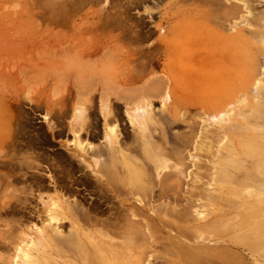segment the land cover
Returning a JSON list of instances; mask_svg holds the SVG:
<instances>
[{
	"label": "rangeland",
	"instance_id": "rangeland-1",
	"mask_svg": "<svg viewBox=\"0 0 264 264\" xmlns=\"http://www.w3.org/2000/svg\"><path fill=\"white\" fill-rule=\"evenodd\" d=\"M263 33L264 0H0V264L122 258L133 237L110 228L116 204L98 189L131 177L149 203L134 209L150 227L134 243L191 246L179 260L156 248L153 264H264ZM249 65L259 111L244 102L212 123L197 104L238 88Z\"/></svg>",
	"mask_w": 264,
	"mask_h": 264
},
{
	"label": "bare ground",
	"instance_id": "bare-ground-1",
	"mask_svg": "<svg viewBox=\"0 0 264 264\" xmlns=\"http://www.w3.org/2000/svg\"><path fill=\"white\" fill-rule=\"evenodd\" d=\"M45 1V0H44ZM57 3V2H56ZM50 4V3H49ZM261 17V16H260ZM105 18V17H104ZM219 18V17H218ZM108 19V18H107ZM118 19V18H117ZM260 19V18H259ZM263 19V18H262ZM112 18L109 20L108 19V21L106 22L107 24H110L111 22L112 23H114V22H116V20H112ZM262 22V21H261ZM220 23V22H219ZM224 25V24H223ZM222 25V26H223ZM225 28V27H224ZM226 30V29H225ZM242 31V30H241ZM241 33V32H240ZM239 33V34H240ZM243 34V33H242ZM242 34H240L239 36H242ZM263 35H264V33H263ZM132 37V36H131ZM147 37L146 35L145 36H141V37H138V39H140V40H143V39H145V38ZM229 37H230V35H228L227 36V38H226V42L227 41H230V39H229ZM232 37V36H231ZM258 37H260V36H258ZM237 38V37H236ZM240 38V37H239ZM243 38V37H242ZM245 38V37H244ZM224 39V38H223ZM238 39V38H237ZM260 39V38H259ZM130 40V39H129ZM128 40V41H129ZM232 40V39H231ZM245 40V39H244ZM259 41V40H258ZM141 42V41H140ZM235 42V41H234ZM241 42H245V41H241ZM244 44H246V42L244 43ZM243 45V44H242ZM241 45V46H242ZM244 46V45H243ZM162 48V47H161ZM260 49V48H259ZM253 52V51H252ZM253 59V58H252ZM96 61V60H95ZM113 61V60H112ZM88 62H89V60H88ZM87 62V63H88ZM254 63V62H253ZM252 63V64H253ZM135 64H136V62H135ZM140 64H141V62H140ZM74 65V64H73ZM72 65V66H73ZM92 65V64H91ZM95 65V64H94ZM85 66H87V64L85 65ZM110 66V65H109ZM142 66V65H141ZM82 67V66H81ZM140 67V66H139ZM78 68V67H77ZM85 67H83V69L82 70H85L84 69ZM88 68H89V66H88ZM94 68V67H93ZM66 69V68H65ZM79 69H80V67H79ZM78 69V70H79ZM86 69H87V67H86ZM91 68H89V70H90ZM139 69V68H138ZM137 69V70H138ZM142 69V68H141ZM141 69H140V71L138 70V71H136V73L137 72H141V73H143L144 74V71H143V69H142V71H141ZM81 70V71H82ZM106 70H107V68H106ZM145 70V69H144ZM255 68H254V66H251V65H249L248 66V69H247V71H248V73H247V75H246V78H243L242 79V81H241V83H240V86L238 87V88H235V90H233L231 87H229V86H226V88H224L223 89V91L222 92H219V94L218 95H212V96H208V97H202V100L197 104L198 105V107L200 106L201 107V109L203 110V112L210 118L209 120L210 121H212V123L214 122V123H216V122H220L219 120H223L224 119V117H230V115L231 116H233L232 114L233 113H231L232 111H234L235 109H237L236 107H238V109L240 108L239 106L240 105H242V103H246L247 105L245 106V107H250V112L253 114L254 112H255V110H257V108H259L258 107V105L259 104H256L255 102H251L252 100H251V98L254 96L253 94H251V91L254 89V88H252V86H253V83L255 82V81H258V80H256V77H255V74H256V72H255ZM58 71V70H57ZM73 71V70H72ZM91 71L93 72L94 70H92L91 69ZM90 71V72H91ZM60 72V71H59ZM66 72V71H65ZM82 72H85V73H87L86 71H82ZM95 72V71H94ZM78 73H80V74H82L81 72H78ZM84 73V74H85ZM83 74V75H84ZM142 74V75H143ZM59 75V74H58ZM82 75V76H83ZM257 75V74H256ZM56 76V75H55ZM92 76V75H91ZM81 77V76H80ZM80 77H79V79H80ZM137 77V76H136ZM64 78V77H63ZM91 78V77H90ZM93 78H95V77H93ZM83 80H84V78H82ZM133 79V78H132ZM87 80V79H86ZM89 80V79H88ZM137 80V79H136ZM74 81V80H73ZM90 81V80H89ZM108 81V80H107ZM131 81H133V80H131ZM135 81V80H134ZM149 81V80H148ZM211 81V80H210ZM81 82V81H80ZM92 82H93V80H92ZM127 82V81H126ZM154 82V81H153ZM85 83V82H84ZM86 83H88V82H86ZM94 83V82H93ZM211 83V82H210ZM57 84V83H56ZM108 84V83H107ZM145 84V83H144ZM155 84H157V83H155ZM155 84H153V85H155ZM256 84H257V89H259L260 90V85H259V83L258 82H256ZM256 84H255V86H256ZM64 85V84H63ZM79 85V84H78ZM94 85V84H93ZM101 85H102V81H101ZM105 85V84H104ZM114 84L112 83V85L110 84V86H113ZM224 85H226V84H224ZM59 86V85H58ZM147 86H149V83L147 84ZM101 88L102 87H104L105 88V86H100ZM107 87V86H106ZM114 87V86H113ZM117 87H119V86H117ZM146 87V86H145ZM156 87H157V85H156ZM159 87V86H158ZM234 87V86H233ZM81 88V87H80ZM90 88H92V87H90ZM100 88V89H101ZM136 88V87H135ZM147 88H150V86L149 87H147ZM155 87L153 86V88H152V90L154 89ZM212 88V87H211ZM121 88H119V90H120ZM129 89V88H128ZM139 89V88H138ZM141 89V88H140ZM145 89V88H144ZM91 90V89H90ZM93 90V89H92ZM105 90H106V88H105ZM116 90V89H115ZM130 90V89H129ZM134 90V89H133ZM136 90V89H135ZM143 90V89H142ZM141 90V91H142ZM159 90V89H158ZM207 90V89H206ZM58 91V90H57ZM113 91V90H112ZM124 91V90H123ZM132 93H130V95H132V94H134L135 93V96H136V92H134V91H132V90H130ZM137 91V90H136ZM140 91V90H139ZM139 91H138V93H137V95L139 94ZM149 91H150V89L148 90V92L146 91V93H149ZM155 91H157V90H155ZM257 91V90H256ZM54 92V91H53ZM93 92V91H92ZM108 92V91H107ZM110 92V91H109ZM108 92V93H109ZM120 92V91H119ZM125 92H126V90H125ZM134 92V93H133ZM143 92V91H142ZM151 92V91H150ZM208 92V91H207ZM255 92V91H254ZM58 93V92H57ZM104 93H106V92H104ZM113 93V92H112ZM115 93V92H114ZM155 93V92H154ZM258 93V92H257ZM263 94H264V91L262 92ZM54 94H56V93H54ZM101 94H102V92H101ZM110 94V93H109ZM116 94V93H115ZM127 94H129V93H127ZM127 94H125V95H127ZM102 95H105V94H102ZM101 95V96H102ZM108 95V94H107ZM119 95V94H118ZM121 95H123V94H120V99H121ZM125 95H123V96H125ZM139 95H142V93L141 94H139ZM150 95V94H149ZM253 95V96H252ZM259 95V94H258ZM106 96V95H105ZM104 96V97H105ZM112 96V95H111ZM262 96V95H261ZM104 97H102V98H104ZM107 97H110V96H107ZM134 97V96H133ZM139 97H141V96H139ZM143 97H145V94H144V96ZM142 97V98H143ZM80 98V100H81V97H79ZM106 98V97H105ZM111 98V97H110ZM117 98H119L118 96H117ZM127 98V97H126ZM146 98V97H145ZM122 99H123V97H122ZM121 99V100H122ZM133 99H135V98H133ZM137 99V98H136ZM135 99V100H136ZM139 99V98H138ZM141 99V98H140ZM254 99V98H253ZM107 100V99H106ZM124 100V99H123ZM102 101V100H101ZM120 101V100H119ZM127 100H125L124 102H126ZM133 101V100H132ZM147 101V100H146ZM261 101V100H260ZM263 101V100H262ZM104 102V101H103ZM109 102V101H108ZM130 102V101H129ZM134 102V101H133ZM141 102H142V100H141ZM105 103V102H104ZM135 103V102H134ZM138 103V102H137ZM139 103H140V101H139ZM262 103H264V101L262 102ZM131 104H132V102H131ZM173 104H175V103H173ZM111 105V104H110ZM128 105H130V104H128ZM175 105H178V104H175ZM262 105V104H261ZM133 106V105H132ZM173 106V105H172ZM179 106V105H178ZM260 106V105H259ZM245 107H244V109H245ZM135 108V107H134ZM175 108V107H174ZM241 109V108H240ZM253 109V110H252ZM135 111V110H134ZM257 111H259V109L257 110ZM115 112V111H114ZM250 112H248V113H250ZM111 113V112H110ZM109 113V114H110ZM117 113V112H116ZM175 113V112H174ZM118 114V113H117ZM176 114V113H175ZM177 115V114H176ZM241 115H242V113L240 114V116H239V114H238V116L239 117H241ZM117 116H119V115H117ZM206 116V117H207ZM237 116V117H238ZM110 118V117H109ZM108 118V119H109ZM118 118V117H117ZM115 119V118H114ZM244 119V118H243ZM110 120V119H109ZM121 120V119H120ZM224 120H226V119H224ZM227 121V120H226ZM235 121H237V120H235ZM242 121V120H241ZM241 121H238V122H241ZM244 121H246V120H244ZM244 121H242V122H244ZM109 122V121H108ZM138 122H139V120H138ZM111 123V122H110ZM217 123V124H218ZM240 124V123H239ZM250 124H253V123H250ZM211 125V124H210ZM209 125V126H210ZM219 126H220V124H218ZM195 126V125H194ZM222 126V125H221ZM234 126V125H233ZM253 126V125H252ZM256 126V125H255ZM81 127V126H80ZM192 127V126H191ZM190 127V128H191ZM237 127V126H236ZM251 127V126H250ZM79 128V127H78ZM238 128V127H237ZM240 128V127H239ZM247 128V127H246ZM253 128V127H252ZM207 129V128H206ZM210 129V128H209ZM214 129V128H213ZM218 129V128H217ZM216 129V130H217ZM222 129V128H221ZM226 129H227V127H226ZM229 129V128H228ZM243 129V128H242ZM249 129V128H248ZM247 129V130H248ZM92 130V129H91ZM215 130V131H216ZM243 130H245V129H243ZM250 130V129H249ZM212 131H214V130H211V131H208V130H206L205 131V136L204 137H206L205 139H208V140H210L211 142H213L212 141V137L213 136H215V135H213L214 133L212 132ZM214 131V132H215ZM223 131V130H222ZM251 131V130H250ZM255 131H256V129L255 130H253V132L255 133ZM258 131H260V129L258 130ZM257 131V132H258ZM78 132V131H77ZM220 131L218 130V132H215V133H219ZM244 132V131H243ZM221 133V132H220ZM234 133V132H233ZM246 133V132H245ZM116 134V130L115 129H112V130H110V135H115ZM250 134V133H249ZM93 135H94V133H93ZM98 135V134H97ZM204 135V134H203ZM219 135V134H218ZM225 135V134H224ZM256 135V134H255ZM255 135H253V136H255ZM244 136V135H243ZM91 137H92V133H91ZM248 137V136H247ZM256 137H260V134H257L256 135ZM210 138V139H209ZM222 138V137H221ZM249 138V137H248ZM203 139V138H202ZM215 139V138H214ZM223 139V138H222ZM226 140V139H225ZM248 140V139H247ZM250 140V139H249ZM243 141H245V140H243ZM202 142H204V141H202ZM208 142V141H207ZM246 142V141H245ZM260 142H261V140H260ZM263 142V141H262ZM244 143V142H243ZM250 143V142H249ZM248 143V145H250ZM253 143V142H252ZM208 145H210L209 143H207ZM254 144H256V143H254ZM200 145V144H199ZM204 145H205V142H204ZM245 145V144H244ZM259 144H257L256 146H257V149L260 147V146H258ZM112 146V145H111ZM203 146V145H202ZM232 146V145H231ZM253 146V145H252ZM251 146V147H252ZM255 146V147H256ZM201 147V146H200ZM205 147H207L206 145H205ZM211 147V146H210ZM246 147H248V146H246ZM251 147H249V148H251ZM114 148V147H113ZM202 148V147H201ZM201 148H200V150H201ZM253 148V147H252ZM116 149V147L113 149V150H115ZM255 149V148H254ZM196 150V149H195ZM198 150V149H197ZM213 150V149H212ZM201 151H203V149L201 150ZM207 151V150H206ZM248 151H251V150H248ZM214 152H215V150H214ZM99 153V152H98ZM112 153V152H111ZM203 153V152H202ZM209 153V152H208ZM218 153V152H217ZM233 153H235V155H239V156H241L242 154L239 152V150H237L236 148H234L233 149ZM114 154V153H113ZM122 154V153H121ZM201 154V153H200ZM225 154V153H224ZM116 155V154H115ZM114 155V156H115ZM217 156V155H216ZM222 156V155H221ZM225 156V155H224ZM227 156H228V154H227ZM116 157H117V155H116ZM116 159V158H115ZM212 159V158H211ZM226 159V158H225ZM128 161V160H127ZM230 161V160H229ZM81 162V161H80ZM117 163V162H116ZM102 164V163H101ZM119 163H117V165H118ZM115 165V164H114ZM114 165H113V167H114ZM132 167H133V165H132ZM128 168V167H127ZM221 168V167H220ZM99 171H103L102 169H103V166H100L99 168ZM128 171L131 173V171H133L130 167L128 168ZM182 171V170H181ZM129 173V174H130ZM134 174V173H133ZM173 174V173H172ZM5 176V175H4ZM119 176V175H118ZM166 176V175H165ZM164 178H167L168 179V175H167V177H164ZM99 179V178H98ZM111 180H113V179H111ZM111 180H107V181H103L102 179H101V185L103 186L104 185V187H101V186H99V189H98V191H99V193L101 194V196L103 197V198H105L106 199V201H108V202H110V203H112V204H116V206H113V209H114V212H113V214L110 216V224H109V226H110V228L111 229H113L114 230V232L116 231V230H118V229H120V234H121V231H123V232H125L126 234H130L132 237H133V240H130L131 242H128V246H127V248L125 249L126 251H125V253L123 254V257L122 258H120V257H118V256H113V257H111V259H109V264H115V262H116V264H153V255L152 254H154L155 253V255H156V252L154 251L156 248L158 249H161V251H164L166 254H169L170 255V253L173 251V249H177V252H172L173 254L175 253V256H177L178 257V260L179 259H181V258H183L182 256H184L185 254H186V252H187V248L188 247H191L190 245L188 246V244H186L185 242L183 243L182 242V240L180 239V237H177V236H170V244H168V243H162V244H160L159 246L157 245L158 244V241L157 240H153L152 242L151 241H146V243H142L141 245H139V246H137L135 243H134V235H138V234H140V232H142V228H145V230H146V232L147 231H149L150 230V227H149V225H144V226H142V224L141 223H136V222H134V216H135V213H134V209L136 210V212L138 211L139 213H140V211L142 212V214H145V210H144V208L145 207H147L146 206V204H149L148 203V201H147V203L145 202H142L141 200H139V199H137V197H135L136 196V194H137V191L138 190H134V183H133V181H134V178L133 177H131V178H129L126 182L123 180V178L121 179V181H119V185H117L116 183H118V182H115V184L117 185V186H115L113 183L114 182H112ZM118 180V179H117ZM133 180V181H132ZM161 180H163V179H161ZM99 181V180H98ZM164 182L166 181L165 179L163 180ZM228 181V180H227ZM161 182V181H160ZM226 182V181H225ZM165 184V183H164ZM162 185H163V182H162ZM163 187V186H162ZM165 187V186H164ZM174 188V187H173ZM175 189V188H174ZM2 190V189H1ZM0 190V191H1ZM162 190V189H161ZM171 190H173V189H171ZM147 191V190H146ZM3 192V191H2ZM136 192V193H135ZM141 192H139L138 191V194H140ZM143 193V192H142ZM149 193V192H148ZM178 193V192H177ZM137 194V195H138ZM160 194L161 193H159V196H160ZM7 195V194H6ZM5 195V196H6ZM146 195L147 196H149L147 193H146ZM171 195V194H170ZM173 195H176V193L175 194H173ZM178 195H179V193H178ZM1 196V195H0ZM149 197H151V196H149ZM173 197V196H172ZM171 198V197H170ZM177 198V197H176ZM134 199H136V200H138V201H140V203L141 204H143L144 203V205H143V207H138L136 204H134ZM141 199H143V198H141ZM150 199V198H149ZM144 200V199H143ZM151 200V199H150ZM162 200V199H161ZM177 200V199H176ZM178 200H180L179 199V196H178ZM171 201V200H170ZM178 202V201H177ZM6 205V204H5ZM51 206V205H50ZM145 206V207H144ZM149 206V205H148ZM5 208V207H4ZM155 210V209H154ZM35 211V210H34ZM44 212V211H43ZM138 212H137V214H138ZM138 215H141V214H138ZM174 215V214H173ZM182 215V214H181ZM188 215V214H187ZM192 216V215H191ZM192 219H194V218H192ZM191 219V220H192ZM188 220V219H187ZM136 221H138V220H136ZM182 221V220H181ZM186 221V220H185ZM89 222H90V220H89ZM121 223H122V225H121ZM160 223H161V227L160 228H162V229H164L166 226H168V224H169V222H165V221H160ZM168 223V224H167ZM170 225V224H169ZM173 225V224H172ZM172 227V226H171ZM174 227V226H173ZM134 228H135V230H134ZM170 228V227H169ZM175 228H177V227H175ZM78 229V228H77ZM221 229V228H220ZM179 230V231H178ZM184 230V229H183ZM183 230L182 229H178L177 228V233L178 234H180L181 236H182V234H183ZM119 231V230H118ZM117 231V232H118ZM186 231V230H185ZM192 231V230H191ZM76 233H77V231H76ZM125 233H124V235H125ZM187 233V232H186ZM192 233V232H191ZM78 235H79V233H77ZM123 234V233H122ZM121 234V235H122ZM143 234V233H142ZM147 234V233H146ZM72 235V237L74 238L76 235L75 234H71ZM75 235V236H74ZM173 235V234H172ZM46 236V235H45ZM88 237H89V235H87ZM131 236L129 237L130 239H131ZM144 234L142 235V237L144 238ZM148 236V235H147ZM150 236V235H149ZM83 237V236H82ZM139 237H141V235L140 236H137V239L139 238ZM155 237V236H154ZM80 238V237H79ZM84 238V237H83ZM83 238H80L79 240H78V237H77V241H76V243L74 244V248H75V250L77 251V252H81V251H83L84 252V249H86L85 247H84V245H83ZM125 238H127V237H125ZM150 238H152V237H150ZM38 239H39V237H38ZM72 239V238H71ZM70 239V240H71ZM139 239H142V238H139ZM197 239V238H196ZM203 239V238H202ZM52 240H54V239H52ZM73 240V239H72ZM72 240H71V242H72ZM146 240H148V239H146ZM151 240V239H150ZM40 241V240H39ZM45 241V240H44ZM74 241H75V238H74ZM91 241V240H90ZM129 241V240H128ZM68 242V241H67ZM92 242V241H91ZM143 242H144V240H143ZM161 242V241H160ZM165 242V241H164ZM49 243V242H48ZM92 244H93V242H92ZM40 245H41V243H40ZM53 245V244H52ZM70 245V244H69ZM42 246V245H41ZM90 246V245H89ZM97 248H99V247H97ZM96 248V249H97ZM173 248V249H172ZM95 249V250H96ZM186 249V250H185ZM216 249V248H215ZM87 250V249H86ZM101 250V249H100ZM157 251V250H156ZM189 252H191L190 250H188ZM215 251H217V250H215ZM214 252V251H213ZM164 253V254H165ZM222 253V252H221ZM84 254V253H83ZM163 254V253H162ZM163 254V255H164ZM189 254V253H188ZM187 254V255H188ZM210 254H211V252L208 254L209 256H210ZM213 254V253H212ZM118 255V254H117ZM163 255H161L160 253L158 254V258L161 260H165L164 259V256ZM172 255V254H171ZM218 255V254H217ZM222 255V254H221ZM22 256V255H21ZM214 256H215V254H214ZM67 257V256H66ZM110 257V256H109ZM185 257H186V255H185ZM204 257V256H203ZM205 257H207V255L205 256ZM204 257V258H205ZM218 257H220V256H218ZM200 258V257H199ZM203 258V259H204ZM210 258V257H209ZM213 258V257H212ZM215 259H216V257H214ZM230 258V257H229ZM20 259V258H19ZM122 259V260H121ZM154 259H156V258H154ZM195 259V258H194ZM202 259V258H201ZM206 259H208V257L206 258ZM211 259V258H210ZM7 260V259H6ZM96 260V259H95ZM99 260V259H98ZM97 261V260H96ZM156 261V260H155ZM208 261V260H207ZM207 261H205L206 263H208ZM213 261H215V260H212L211 261V263L213 262ZM89 262V264H91V262L92 261H88ZM104 262H106V261H104ZM101 263V262H100ZM167 263V262H166ZM180 263H182V262H180ZM179 262H177V261H172V263L170 262V264H180ZM36 264V263H35ZM93 264H98V262L97 263H93ZM193 264V263H192ZM195 264H198V263H196L195 262ZM209 264H210V261H209Z\"/></svg>",
	"mask_w": 264,
	"mask_h": 264
},
{
	"label": "flooded vegetation",
	"instance_id": "flooded-vegetation-1",
	"mask_svg": "<svg viewBox=\"0 0 264 264\" xmlns=\"http://www.w3.org/2000/svg\"><path fill=\"white\" fill-rule=\"evenodd\" d=\"M48 185L52 186L51 184L48 183Z\"/></svg>",
	"mask_w": 264,
	"mask_h": 264
}]
</instances>
